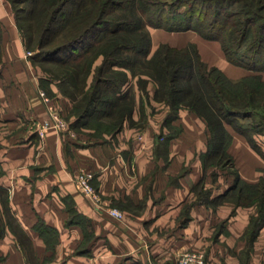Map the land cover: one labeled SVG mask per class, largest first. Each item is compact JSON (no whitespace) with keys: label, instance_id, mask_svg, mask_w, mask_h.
I'll use <instances>...</instances> for the list:
<instances>
[{"label":"crops","instance_id":"1","mask_svg":"<svg viewBox=\"0 0 264 264\" xmlns=\"http://www.w3.org/2000/svg\"><path fill=\"white\" fill-rule=\"evenodd\" d=\"M0 22L9 30L0 65V264H180L187 250L202 251L207 264H264V223L249 244L245 237L259 205L238 201L240 187L264 185V134L251 144L225 123L224 155L215 154L205 118L186 106L173 113L149 79L147 104L162 108L147 111L145 124L128 122L143 96L134 82V108L112 134L51 127L41 136L48 105L64 112L71 103L30 62L1 0ZM161 42L195 43L204 62L233 79L256 73L190 29L154 30L153 50ZM41 89L56 94L49 104ZM83 168L93 172L97 204L75 182Z\"/></svg>","mask_w":264,"mask_h":264},{"label":"trees","instance_id":"2","mask_svg":"<svg viewBox=\"0 0 264 264\" xmlns=\"http://www.w3.org/2000/svg\"><path fill=\"white\" fill-rule=\"evenodd\" d=\"M8 1L26 47L36 50L32 61L58 60L59 88L64 92L67 84L76 88L80 83L82 100L69 95L75 100L76 123L116 113L113 121H98L96 127L110 126L112 133L119 129L135 105L132 88L123 89L127 70L135 73L139 66V76H148L139 79L141 89L150 79L155 83L153 97L168 104L173 113L186 106L205 118L213 153L219 154L227 142L225 123L251 144L253 134H264V80L257 73L264 70V0ZM148 26L190 29L218 40L229 62L256 73L230 78L204 62L193 42L181 47L161 42L151 52ZM100 56V63L95 64ZM91 72L92 83L84 91ZM240 119L249 121L243 125ZM240 189L241 204L254 199L259 205L245 231L249 244L264 223V185Z\"/></svg>","mask_w":264,"mask_h":264},{"label":"rangeland","instance_id":"3","mask_svg":"<svg viewBox=\"0 0 264 264\" xmlns=\"http://www.w3.org/2000/svg\"><path fill=\"white\" fill-rule=\"evenodd\" d=\"M1 1H3V3H5L6 9L8 11L10 10L11 16L14 18L15 11L12 8L11 3L8 0H1ZM167 1H169V2L172 3L174 0H167ZM235 7H236V5L230 7V9H234ZM180 10L181 11L183 10V5L180 6ZM14 21H15V18H14ZM21 22L22 23H25L23 20H21ZM15 23H16V21H15ZM0 25H1V29H2V38L0 40V47H1V57H0L1 58L0 60L1 61H0V65H3L4 64V62L2 60V42H3V35H4V38H6V36L8 35L7 34V31H9V30H8V28H7L6 25H3V23L1 24V22H0ZM147 29L149 30L150 35H151V33H153L154 30L156 31V30H159V29H161L163 31H166V32H176V31H167V30H165L163 28H156V27H152V26H148ZM18 31H19V33H20V35L22 37V44H23L25 53L27 54V53L30 52V54H27V56L29 57L30 62L33 65H35V66L38 67V71H39L40 75H42L43 77H45V80H47L49 82H53V83H55L57 85L58 90L56 91V93L59 92V95H61V97L67 99L69 101V103H71V105L69 106V108L68 109L66 108V110L64 112H61V110L59 111V109H58V112L67 121V124H68L67 128L70 127L71 129H73L74 132L77 131L81 135H85V133H86V134H93L95 137H104L107 134H112V129H108L110 126H107V128L104 125L101 126V127H96V124L98 123V121H101V120L102 121H105V122L106 121H111V120L113 121V118L115 116H117L116 113H114L112 116H109V117H107L106 115L101 116V117H99V116L93 117L92 116V117H90L89 120H80L79 123H76L78 118H77V116L75 114H72L73 113L72 111H73V108H74L75 100L73 99V96H69V95H75L77 97V99L80 98V100H82L81 99V94H80V86H79L80 83L77 84L78 87H76V88L73 87V86H70L69 84H67L65 86V88H64L66 90V92H64V90H62L61 88H59V61L58 60L57 61L56 60H47V61H43V62H39V61H36L35 62V61H32L31 57L35 54L36 50L29 49V48L26 47V43H25V39H24V36H23V32L19 28H18ZM160 35L161 36L163 35V37H168V35L166 36L165 34H160ZM155 40H157L156 37H155ZM153 41H154V39L152 37V42ZM156 46H155V48H156ZM152 47L153 46L150 45V48H151L150 51L151 52L153 51V48ZM150 53H149V55H150ZM101 59H102L101 56L98 57V59L96 60L95 64H99L100 61H101ZM44 67H46L47 70ZM114 67H117V66H114ZM116 69H118V68H116ZM135 71L136 72L133 73L131 70H127L128 80H127V83L125 84V86H123V89H127V88L130 89V88H132V91L134 92V90H133L134 82H136L138 84V88H139L138 90L143 95V96H141V98H140L141 100L138 102L137 107H136V109H137V111L139 113V117L136 120H129L128 122L129 123H132L133 122V124H137V125H143V124L146 123L145 113L147 111H149V112L155 111V108L156 107L159 108V107H161V105L154 103V101H152L153 104H149V105L147 104V99L152 96V93L149 95L148 94V91L145 92V90L141 89V87L139 86L140 85L139 79L147 80V77L148 76L146 74H142V75L140 74L141 76H139V73H138L140 71L139 66L136 67V70ZM92 80H93V72H91V74L89 75V77L87 79V85L85 86V89L86 90L84 89V91L89 90V87H90V85L92 83ZM132 83H133V85H132ZM145 85H146V82H145ZM47 91H49V90H47ZM47 91L45 89H41L40 93L43 92L44 93V96H47L49 98V102H50V101H52L55 98V95L56 94L55 93H50V92L47 93ZM41 97L43 98V96H41ZM43 100H44V98H43ZM45 103H48V102L45 101ZM97 107L102 108L104 106H97ZM105 109L107 111L109 110V108H105ZM96 113H98V112H96ZM240 121L243 123V125H245V124L248 123L247 121H249V120L248 119L247 120L246 119H240ZM220 154H222V151L218 155H220ZM211 159H214V160L216 159L217 160V156L216 157L213 156V157H211ZM75 182H76V179H75ZM187 251H197V250H187ZM204 264H207V259H206L205 254H204Z\"/></svg>","mask_w":264,"mask_h":264},{"label":"built area","instance_id":"4","mask_svg":"<svg viewBox=\"0 0 264 264\" xmlns=\"http://www.w3.org/2000/svg\"><path fill=\"white\" fill-rule=\"evenodd\" d=\"M27 54H30L27 53ZM43 96L44 100L49 104V98L44 96V93H40ZM68 126L67 121L64 117L58 112L53 104L48 105V117L43 120L41 125L37 128L39 135H43L48 128H55L57 130H64ZM76 183L79 190L89 197L94 203H99L100 197L95 187L91 183L93 178V172L88 169H81L78 174L75 176ZM110 213L117 217L122 218L123 212L118 208H110ZM180 264H204V254L201 251H183L179 254L178 257Z\"/></svg>","mask_w":264,"mask_h":264}]
</instances>
